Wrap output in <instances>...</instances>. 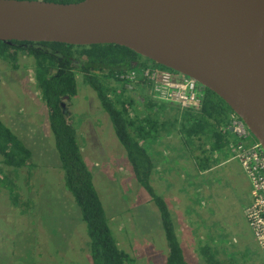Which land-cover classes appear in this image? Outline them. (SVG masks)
Listing matches in <instances>:
<instances>
[{"label":"rangeland","instance_id":"obj_1","mask_svg":"<svg viewBox=\"0 0 264 264\" xmlns=\"http://www.w3.org/2000/svg\"><path fill=\"white\" fill-rule=\"evenodd\" d=\"M33 63L21 54L19 69L13 70L0 59V120L12 126L30 149L33 164L31 169L19 170L0 164L15 194L12 199L0 187V264H92L80 209L64 187ZM76 77L80 90L76 99L65 103L66 119L77 131L81 155L112 235L132 258L129 264H164L168 251L158 210L136 182L94 92L82 85L80 75ZM151 88L147 94L152 100L168 103ZM141 89L139 83H127L124 95L142 105ZM167 106V119L173 120L179 106L170 102ZM158 142L149 148L160 153L154 155L156 172L151 184L168 206L185 257L199 243H208L209 237L221 259L241 246L243 256L255 254L264 264L245 220L249 184L235 157L223 152L224 163L219 159L209 171L196 175L175 132L162 134ZM194 152L200 154L197 149ZM236 252L238 260L240 252Z\"/></svg>","mask_w":264,"mask_h":264},{"label":"trees","instance_id":"obj_2","mask_svg":"<svg viewBox=\"0 0 264 264\" xmlns=\"http://www.w3.org/2000/svg\"><path fill=\"white\" fill-rule=\"evenodd\" d=\"M27 1L72 4L84 0ZM21 54L34 61L36 87L46 108L64 187L80 209L89 239L92 264H129L133 260L118 247L112 235L92 174L81 155L77 131L68 123L66 114L59 106L63 97L73 98L77 94L76 73L93 90L99 107L110 120L116 139L125 150L136 182L158 210L168 251L164 264H188L168 206L151 184L152 175L156 172L154 155L160 153L149 148L160 144L158 141L162 134L175 132L192 159L195 174L209 171L217 162L213 154L229 151L228 145L233 135L229 130H223L227 114L231 112L228 106L214 93L204 89V99L198 108H175L173 120L167 119L166 108L169 102L152 100L147 94L151 85L144 78L139 80L144 104L137 105L135 99L124 95L127 81L121 77L129 72L139 76L149 68L167 69L117 45L82 47L59 43L0 42V59L9 63L13 70L19 69L17 62ZM74 62L78 63L77 68L71 66ZM196 149L199 155H195ZM0 164L16 170L33 167L30 149L1 120ZM0 187L6 188L10 198L15 199L12 183L1 168ZM208 241L205 244L199 243L197 248L204 264H235L233 254L230 259H220L219 250L210 245L212 239L208 237ZM223 252L225 249H222Z\"/></svg>","mask_w":264,"mask_h":264},{"label":"water","instance_id":"obj_3","mask_svg":"<svg viewBox=\"0 0 264 264\" xmlns=\"http://www.w3.org/2000/svg\"><path fill=\"white\" fill-rule=\"evenodd\" d=\"M12 41L131 50L218 96L264 152V0H0Z\"/></svg>","mask_w":264,"mask_h":264},{"label":"built area","instance_id":"obj_4","mask_svg":"<svg viewBox=\"0 0 264 264\" xmlns=\"http://www.w3.org/2000/svg\"><path fill=\"white\" fill-rule=\"evenodd\" d=\"M172 73L149 68L139 76L135 72H129L121 78L134 85L139 83L140 78H144L161 100L175 103L182 110L198 108L204 99V88L191 79ZM223 130H232L234 136L228 149L238 160L249 183L250 202L244 208V216L254 241L264 256V152L233 112L227 114Z\"/></svg>","mask_w":264,"mask_h":264},{"label":"crops","instance_id":"obj_5","mask_svg":"<svg viewBox=\"0 0 264 264\" xmlns=\"http://www.w3.org/2000/svg\"><path fill=\"white\" fill-rule=\"evenodd\" d=\"M5 124V123H4ZM12 132L14 131V128L12 127V126H10V125H7V124H5ZM19 138V137H18ZM20 139V138H19ZM21 140V139H20ZM22 141V140H21ZM23 142V141H22ZM227 150V149H226ZM228 151V150H227ZM229 152V151H228ZM230 153V152H229ZM231 154V153H230ZM232 155V154H231ZM233 156V155H232ZM213 157H214V159L216 160H219V161H222L223 163H224V161H226V159L220 154V153H218V152H216V153H214L213 154ZM233 157H235V156H233ZM236 159V158H235ZM237 160V159H236ZM237 162H238V160H237ZM239 163V162H238ZM240 165V164H239ZM241 167V166H240ZM242 170V169H241ZM243 172V171H242ZM249 184V183H248ZM249 202H250V198H249V201L247 202V205L249 204ZM246 205V206H247ZM252 238H253V236H252ZM254 243H255V241H254V238H253V240H252ZM256 244V243H255ZM240 246V245H239ZM215 249V248H214ZM244 249L240 246V247H238V249L236 248V250L234 249V253H233V255H236L237 254V252L236 251H239L240 252V255H239V259L237 260L236 259V262H235V264H262V262H261V260H260V258L257 256V255H255V254H253V255H242V252H244L243 251ZM183 251V250H182ZM189 254H188V258H186L185 257V255H184V252H183V256H184V259H185V261L188 263V264H194V263H196V264H204V261L200 258V255L198 254V250H197V248L195 249V251L194 250H192V252L190 253V252H188ZM261 253V252H260ZM262 254V253H261ZM230 255L231 254H228L226 257L224 256V258H223V260H227L228 258L230 259ZM237 256V255H236ZM263 256V255H262ZM91 257V256H90ZM220 259H221V257H220ZM263 259H264V256H263Z\"/></svg>","mask_w":264,"mask_h":264},{"label":"flooded vegetation","instance_id":"obj_6","mask_svg":"<svg viewBox=\"0 0 264 264\" xmlns=\"http://www.w3.org/2000/svg\"><path fill=\"white\" fill-rule=\"evenodd\" d=\"M140 61H144L143 59H139ZM77 62H74V64L73 65H71L73 68H77ZM135 64V63H134ZM77 75H80V74H77L76 73V75H75V81H76V86H77V88H76V90H77V94L79 93V90H80V88H79V82H78V78L76 77ZM81 76V75H80ZM82 77V76H81ZM81 80H83L82 78H81ZM81 83H82V85L84 86V85H86V84H84L82 81H81ZM87 86V85H86ZM91 91H93L89 86H87ZM77 94L73 97V98H69V97H63L62 99H61V101H60V104H59V106L61 107V109H62V112L64 113V114H67V111H66V107H65V103H67V102H71L73 99H76V97H77ZM46 109V108H45ZM48 123V122H47Z\"/></svg>","mask_w":264,"mask_h":264}]
</instances>
